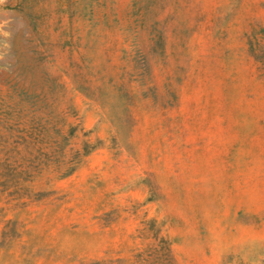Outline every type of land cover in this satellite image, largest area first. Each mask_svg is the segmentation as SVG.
I'll return each instance as SVG.
<instances>
[{"label":"rangeland","instance_id":"374dc122","mask_svg":"<svg viewBox=\"0 0 264 264\" xmlns=\"http://www.w3.org/2000/svg\"><path fill=\"white\" fill-rule=\"evenodd\" d=\"M0 264H264V0H0Z\"/></svg>","mask_w":264,"mask_h":264}]
</instances>
